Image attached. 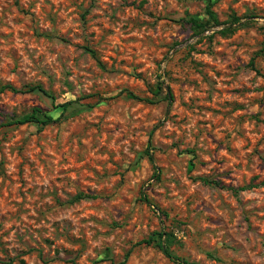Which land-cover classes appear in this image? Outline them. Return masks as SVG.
I'll return each mask as SVG.
<instances>
[{
    "label": "rangeland",
    "instance_id": "374dc122",
    "mask_svg": "<svg viewBox=\"0 0 264 264\" xmlns=\"http://www.w3.org/2000/svg\"><path fill=\"white\" fill-rule=\"evenodd\" d=\"M5 84L0 264H264V0H0Z\"/></svg>",
    "mask_w": 264,
    "mask_h": 264
},
{
    "label": "trees",
    "instance_id": "16d2710c",
    "mask_svg": "<svg viewBox=\"0 0 264 264\" xmlns=\"http://www.w3.org/2000/svg\"><path fill=\"white\" fill-rule=\"evenodd\" d=\"M207 14L209 15V19H211L213 22L212 24H208L206 23H201V21L197 20V19H190V23L193 26V36L199 35L204 33L205 31L212 29L213 27L219 25L220 23L217 21V19L215 18L213 12L210 10V7L208 6L206 8ZM240 19L237 17H233L231 20V23H239ZM231 29L227 28L225 29V31H229ZM224 30H219V33L224 34L225 33ZM5 91H10L13 93H18V92H34L37 91L39 93H42L43 95H45L48 98H51L53 100V96L46 91L41 85H34V86H30L27 90H21V89H17L14 86L10 85V84H5V85H1L0 86V93H3ZM127 96L131 99H137V100H142L141 98L137 97L135 94H133L132 92H127ZM166 99H171L170 95H167ZM70 103H72V101H67L65 103L62 104H58L56 106H54L53 108H58V107H67L68 105H70ZM54 118L48 114L45 110H43L41 107H33L31 112L24 118L22 119H17L15 121L10 122L7 125L10 124H24V123H35V124H39V125H47L50 124L52 122H54ZM147 156L149 158V160L152 162L153 158L152 156L147 153ZM200 181H202L204 184H208V185H214V186H219V187H224L223 185L220 184V182L216 181V180H209L207 178H199ZM231 191H233L234 193H236L238 190L243 189V188H239V189H235V188H229ZM85 198V197H89V196H85L84 194H77L75 196L74 199H81V198ZM91 198H95V196H90ZM155 235L157 236V238H148L147 240H142L140 243H145V244H151L152 242H155L156 247L171 261L176 262L177 264H194L191 262H187L185 260H182L174 255L171 254V252L168 250L167 246L163 243L162 240V236L164 235L162 232H156ZM128 253L125 255V260L128 257Z\"/></svg>",
    "mask_w": 264,
    "mask_h": 264
}]
</instances>
